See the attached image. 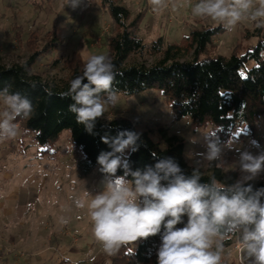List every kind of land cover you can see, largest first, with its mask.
I'll list each match as a JSON object with an SVG mask.
<instances>
[{
  "label": "rangeland",
  "instance_id": "rangeland-1",
  "mask_svg": "<svg viewBox=\"0 0 264 264\" xmlns=\"http://www.w3.org/2000/svg\"><path fill=\"white\" fill-rule=\"evenodd\" d=\"M198 2L166 0L168 7L153 13L148 0H121L132 15L142 13L140 36L146 43L157 37L166 43H177L193 29L221 26L210 18L192 15L191 9ZM64 5L65 0H0V53L7 66L27 60L32 51L31 40L36 39L39 49L53 34L59 41L33 68L44 78H65L63 63L76 52L84 63L91 55L110 54L105 38L111 33L112 19L100 1L81 0L76 8ZM257 29L251 21L239 23L231 32L223 28L213 38L210 54L228 57L237 46L243 50L254 45ZM54 61L58 64L54 65ZM151 61L147 59L148 63ZM254 65L250 62L247 68ZM3 107L0 102V111ZM114 118L130 120L139 131L148 130L162 148L165 143L157 130L165 129L168 135L184 142L188 164L202 171L210 163H218L201 155L207 151L211 128L194 127L188 118L176 120L167 99L157 89L128 96L118 94L117 104L109 106L101 117L103 121ZM17 125L16 137L0 140V264H107L108 254L93 235L87 207L76 204L77 200L87 204L91 200L87 193L95 196L103 191L104 174L97 166L85 173L81 153L70 143L69 132L64 131L48 148L40 146L33 134ZM220 145L222 168L227 175L235 174L241 183H264V172L251 177L239 170L236 151L240 148L253 155L264 153L262 117L256 119L254 133L242 125ZM237 244L225 248L221 264H237L241 260ZM243 262L251 264V258Z\"/></svg>",
  "mask_w": 264,
  "mask_h": 264
},
{
  "label": "clouds",
  "instance_id": "clouds-1",
  "mask_svg": "<svg viewBox=\"0 0 264 264\" xmlns=\"http://www.w3.org/2000/svg\"><path fill=\"white\" fill-rule=\"evenodd\" d=\"M148 2L153 12L168 7L166 0ZM80 3L81 0H65V5L73 8ZM191 12L195 17L218 22L227 32L244 21L264 29V0H199ZM117 75L123 73L109 55H91L82 75L70 81L67 91L59 93L61 98L74 101L69 110L89 131L109 106L117 104L118 90L113 87ZM21 82L37 86L23 77ZM41 87L48 96L53 95L50 87ZM0 102L4 106L0 111V140L14 138L19 131L17 119L32 118L35 107L27 95L10 91V86L0 89ZM138 139L139 134L131 130L118 132L111 141L103 138L111 148L97 157L99 171L104 174L103 191L95 196L87 193L91 196L87 204L84 200L76 202L77 207H87L93 235L106 254L114 255L122 246L161 234L163 228L156 264H221L225 241L234 236L241 264L247 258H251V264H264V187L254 190L240 181L227 184L215 176L202 183L198 168L185 175L171 157L132 171L123 157L126 150H136ZM236 151L241 172L251 177L264 172V153L253 155L240 148ZM222 153L223 146L209 136L203 158L218 161L219 168L224 165ZM121 168L124 174L116 175ZM184 215L187 223L177 228ZM130 254L135 253L129 247L125 255Z\"/></svg>",
  "mask_w": 264,
  "mask_h": 264
},
{
  "label": "trees",
  "instance_id": "trees-1",
  "mask_svg": "<svg viewBox=\"0 0 264 264\" xmlns=\"http://www.w3.org/2000/svg\"><path fill=\"white\" fill-rule=\"evenodd\" d=\"M112 19L110 34L105 38L109 48V56L123 75H117L114 88L118 94L133 95L148 89H157L167 99L176 120L188 118L197 128L209 126L208 137L216 139L219 144L228 141L235 129L245 125L251 133L255 130L257 118L264 119V32L255 31L257 41L247 45L243 50L237 46L228 56L212 55L209 48L213 38L223 32L222 26L193 29L180 42L166 43L157 37L146 43L140 36L141 12L132 15L121 3V0H99ZM36 39L29 42L31 54L22 63L7 66L0 53V89L10 86V91H20L27 95L35 107V114L30 119H17L21 128L33 134L35 141L42 147L50 148L62 136L69 132V141L83 159V170L89 172L97 164L101 152L111 151L110 141L118 132L131 130L139 134L136 150H126L124 159L132 171L144 169L146 165H154L157 159L171 157L184 171L191 175L198 167L188 164L185 158L184 142L174 135H168L165 129L157 130L158 136L165 146L155 142L150 132L139 131L133 123L125 118H114L103 121L98 118L89 131L85 125L78 123L75 113L69 110L74 103L70 97L61 98L59 93L67 91L69 83L78 75H82L84 62L79 53H74L71 60L63 63L67 70L65 78H44L34 70L35 64L48 54L59 41L53 34L42 48L38 49ZM190 56V59L185 60ZM147 59H152L147 62ZM250 62L253 67L247 68ZM54 65L58 61H54ZM27 69V71H26ZM36 82L35 88L29 83ZM87 82V81H85ZM50 87L53 95L48 96L42 89ZM224 94V95H221ZM190 101V103H184ZM153 153L156 156H153ZM217 163H210L206 171L201 172V182H208L215 176L227 184L237 182L235 174L227 175ZM103 174V173H102ZM121 168L116 175H123ZM131 180L132 177L128 176ZM162 183H167L162 181ZM245 186L253 189L264 187L262 181L248 180ZM187 215L182 217V228L187 223ZM163 232V228H162ZM161 234L141 239L133 244L122 246L114 255H108L107 264H156V252L161 241ZM238 243L237 237L225 241V248ZM135 254L125 255L127 248Z\"/></svg>",
  "mask_w": 264,
  "mask_h": 264
},
{
  "label": "built area",
  "instance_id": "built-area-1",
  "mask_svg": "<svg viewBox=\"0 0 264 264\" xmlns=\"http://www.w3.org/2000/svg\"><path fill=\"white\" fill-rule=\"evenodd\" d=\"M152 11H153V10H152ZM153 13H156V12H153ZM96 41L99 42V37L96 38ZM236 249H237V252L240 253L239 245H238V244H237V246H236ZM237 264H241V260H240ZM243 264H245V263L243 262Z\"/></svg>",
  "mask_w": 264,
  "mask_h": 264
},
{
  "label": "snow or ice",
  "instance_id": "snow-or-ice-1",
  "mask_svg": "<svg viewBox=\"0 0 264 264\" xmlns=\"http://www.w3.org/2000/svg\"><path fill=\"white\" fill-rule=\"evenodd\" d=\"M221 95H224V94H221Z\"/></svg>",
  "mask_w": 264,
  "mask_h": 264
}]
</instances>
